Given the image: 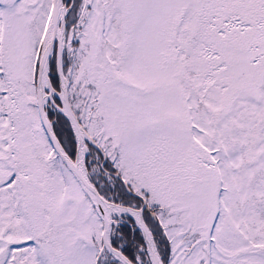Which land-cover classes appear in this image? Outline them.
<instances>
[{"label": "snow or ice", "instance_id": "obj_1", "mask_svg": "<svg viewBox=\"0 0 264 264\" xmlns=\"http://www.w3.org/2000/svg\"><path fill=\"white\" fill-rule=\"evenodd\" d=\"M0 264H264V0H0Z\"/></svg>", "mask_w": 264, "mask_h": 264}]
</instances>
